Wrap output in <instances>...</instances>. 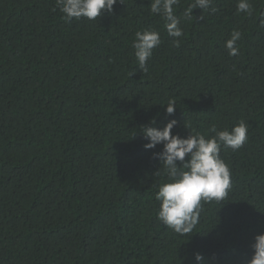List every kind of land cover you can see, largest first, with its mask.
Listing matches in <instances>:
<instances>
[{
  "label": "trees",
  "instance_id": "trees-1",
  "mask_svg": "<svg viewBox=\"0 0 264 264\" xmlns=\"http://www.w3.org/2000/svg\"><path fill=\"white\" fill-rule=\"evenodd\" d=\"M192 2L176 8L185 34L175 47L151 0H118L97 20L71 22L56 0H0V264L251 259L264 233V0H249L251 16L238 0H213L185 19ZM150 26L162 43L143 71L132 44ZM234 29L240 52L230 56ZM171 119L182 137L248 125L243 147L220 148L227 197L202 202L190 235L157 219L163 145L145 149L141 132Z\"/></svg>",
  "mask_w": 264,
  "mask_h": 264
},
{
  "label": "clouds",
  "instance_id": "clouds-1",
  "mask_svg": "<svg viewBox=\"0 0 264 264\" xmlns=\"http://www.w3.org/2000/svg\"><path fill=\"white\" fill-rule=\"evenodd\" d=\"M117 2L118 0H56V5L65 22H71L74 18L79 20L81 17L97 20L102 12H112ZM212 4L213 0H193L185 8L183 18L190 19L193 9L199 7L205 10ZM179 5L180 0H151L150 3L151 14L160 16L167 34L174 38L175 47L180 46L179 38L185 34L181 27V17L175 14ZM211 10L216 11L214 7ZM237 12L251 16L253 6L249 0H238ZM259 25L264 28V16L260 18ZM241 37V31L234 29L226 40L225 47L230 56L239 55L238 41ZM161 43L160 32L154 27L135 32L132 47L140 69L147 71V62L152 57L153 50ZM175 108V101L169 100L166 114H173ZM151 123L154 124L155 119ZM176 124L177 121L171 119L163 128L143 126L141 132L147 140L145 149L163 145L161 152L154 153L163 165V174L167 177L158 186L155 196L160 202L157 219L176 234L190 235L200 221L203 203L222 202L227 197L232 186L231 170L221 157L220 148L223 145L236 151L243 147L248 139V125L244 120L239 121L231 130L218 129L213 125L207 132L190 131L187 137H182L172 133ZM251 247L253 254L247 264H264V233L255 236ZM195 259L203 261L200 253L195 254Z\"/></svg>",
  "mask_w": 264,
  "mask_h": 264
}]
</instances>
